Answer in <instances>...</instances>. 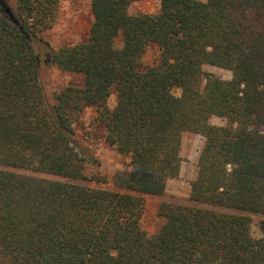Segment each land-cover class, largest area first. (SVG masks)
<instances>
[{"label":"trees","instance_id":"1","mask_svg":"<svg viewBox=\"0 0 264 264\" xmlns=\"http://www.w3.org/2000/svg\"><path fill=\"white\" fill-rule=\"evenodd\" d=\"M88 1L87 40L55 47L59 0H0V264H264V220L262 237L251 229L264 214V0H160L156 14ZM53 68L82 83L50 93ZM87 109L129 159L112 178L90 173L100 164L76 139ZM185 133L205 139L197 177L149 235L146 196L179 178Z\"/></svg>","mask_w":264,"mask_h":264},{"label":"rangeland","instance_id":"2","mask_svg":"<svg viewBox=\"0 0 264 264\" xmlns=\"http://www.w3.org/2000/svg\"><path fill=\"white\" fill-rule=\"evenodd\" d=\"M207 1V0H201ZM12 6H15L16 0H8ZM60 15L54 28L44 36L55 47L66 46L69 44L86 41L92 23V15L88 0H59ZM160 10V0H142L132 5V12H143L156 14ZM159 57V50L150 47L144 56L146 65H153ZM206 74H213L222 79H231L232 74L222 68L206 65L204 66ZM45 74V83L48 91L55 92L67 86H79L82 83V77L78 75L63 72L53 68L51 72ZM175 94L180 96V90ZM114 100L111 104L113 105ZM96 113L93 109H87L80 121L76 124V139L82 145L88 148L99 166H92L91 172L100 171L108 178L120 170L127 168L129 159L122 156L117 150L105 141V129L97 122ZM211 123L214 125H223L224 120L213 117ZM205 139L198 134L185 133L182 142L181 155L183 158L182 169L179 178L169 181L164 196H146V208L142 220V226L149 235L157 233L164 224V219L159 216V206L163 201L186 203L189 197L191 182L197 177L198 160ZM252 234L256 238L263 236L260 229V222L264 220V214L251 215Z\"/></svg>","mask_w":264,"mask_h":264}]
</instances>
